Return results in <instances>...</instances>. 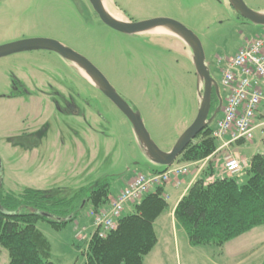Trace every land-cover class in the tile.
<instances>
[{"label":"rangeland","instance_id":"374dc122","mask_svg":"<svg viewBox=\"0 0 264 264\" xmlns=\"http://www.w3.org/2000/svg\"><path fill=\"white\" fill-rule=\"evenodd\" d=\"M243 2L252 11H264V0ZM112 3L130 22L166 18L190 30L198 38L210 76L217 83V59L232 57L246 39L264 30L241 18L227 0ZM28 39L56 41L87 59L140 114L150 139L161 151H170L196 117L198 100L191 52L169 32H117L100 21L89 0H0V46ZM19 84H24L30 95H39L8 98ZM219 96L224 101L226 92L220 85ZM219 116L220 112L214 121ZM228 141H216L217 148L205 164L204 160L175 161L183 165L174 166H199L201 173L211 166L214 176L226 175L225 158L234 157L242 169L232 176L244 183L250 158L263 151L264 139L255 132L251 142L237 141L223 147ZM163 169L145 157L126 117L59 55L35 50L0 58L1 193L18 195L24 189H34L68 198L81 188L105 181L109 196H113L127 178ZM109 196L110 206L117 197L110 200ZM169 197L164 212L170 211L177 199ZM91 210L85 206L76 217L77 225L69 222L61 229L43 221L36 223L49 243L54 264L84 263L87 245L96 233ZM164 234L166 246L173 247L171 234ZM263 244L261 225L227 242L221 251L239 252L238 262L232 259L234 264H264ZM196 248L217 251L211 246ZM254 250H259V255L249 256ZM214 259L218 261V255ZM8 261L7 252L0 247V264Z\"/></svg>","mask_w":264,"mask_h":264},{"label":"trees","instance_id":"16d2710c","mask_svg":"<svg viewBox=\"0 0 264 264\" xmlns=\"http://www.w3.org/2000/svg\"><path fill=\"white\" fill-rule=\"evenodd\" d=\"M217 105L212 91L209 117ZM211 132L212 125L205 127L176 161L193 163L208 158L217 148ZM208 168L179 200L173 217L191 247L211 246L221 251L227 242L264 225V143L263 151L250 158L244 183L236 176H214L213 168ZM108 196L105 181L81 188L68 198L34 189L18 195L0 191V247L7 252L8 264H54L49 243L36 223L43 221L61 229L75 223L87 205L90 212L104 209ZM166 207L161 187L146 194L132 213L118 219L115 229L104 237L93 234L83 264H143L157 243L153 223Z\"/></svg>","mask_w":264,"mask_h":264},{"label":"water","instance_id":"95a60500","mask_svg":"<svg viewBox=\"0 0 264 264\" xmlns=\"http://www.w3.org/2000/svg\"><path fill=\"white\" fill-rule=\"evenodd\" d=\"M94 12L100 21L109 28L126 34H144L151 31L162 30L171 33L181 39L191 52V63L196 76V94L198 110L195 119L188 128L178 137L170 151H161L152 142L142 122L140 114L133 110L111 87L105 77L87 59L78 53L64 47L60 43L47 39H28L0 46V58L11 54L42 50L55 53L69 62L89 84L98 89L129 121L133 132L138 140L139 146L145 157L155 165L170 167L187 148L191 141L211 125L222 107V99L219 96V87L210 76L209 68L205 61L202 46L198 38L186 27L177 21L166 18H155L141 22H130L126 17L117 19L113 17L103 6L102 0H89ZM229 6L243 19L264 27V11L255 12L250 10L243 0H227ZM78 69L82 70L90 79L83 77ZM212 91L217 96L218 105L209 117Z\"/></svg>","mask_w":264,"mask_h":264},{"label":"built area","instance_id":"2783aa9c","mask_svg":"<svg viewBox=\"0 0 264 264\" xmlns=\"http://www.w3.org/2000/svg\"><path fill=\"white\" fill-rule=\"evenodd\" d=\"M218 86L226 92L220 116L212 125L211 136L217 141L229 140L223 147L237 141L251 142L255 132L264 139V30L246 39L237 52L229 58H218ZM240 161L225 158L227 176L239 173ZM187 173L185 167L166 168L163 172L134 175L119 192L112 204L98 212H89L96 234L104 237L116 228L126 205L138 203L146 194L172 182L180 185V177Z\"/></svg>","mask_w":264,"mask_h":264},{"label":"crops","instance_id":"0c3cea01","mask_svg":"<svg viewBox=\"0 0 264 264\" xmlns=\"http://www.w3.org/2000/svg\"><path fill=\"white\" fill-rule=\"evenodd\" d=\"M102 2L105 9L111 15L112 13H114L115 15L117 14L119 17L124 18L123 14L113 6L112 0H102ZM206 161L207 159L203 161L204 164ZM174 165L181 166L183 164ZM197 168L194 166L187 167V173L180 177L179 186L176 187L171 182L161 187L162 197L165 199L166 204L168 199L170 198L169 196H171V198L177 196V199L171 210L163 212L164 214H161L153 223V229L157 238V243L155 247L144 257L143 264H234V262H238L236 259L238 258V256H240L239 252H209L204 249L198 250V248L196 247L191 248L188 243L185 232L181 228H179L174 222V208L176 207L179 200L186 194L189 187L202 174L201 171ZM164 170L165 168L161 171H158V173L163 172ZM130 179L131 177L129 179L127 178L123 186L117 191H115L113 196L110 195L109 199L114 200L117 197L118 193L125 187V185L129 182ZM109 203L110 201H108L104 207H108ZM133 210L134 204H128L124 209L123 215L130 214L133 212ZM164 231H167L171 234V241L173 242V247L166 246L164 240ZM258 251L259 250L251 251L249 256L252 257L255 254L259 255ZM215 255H218V261L214 259ZM232 259H234L235 261Z\"/></svg>","mask_w":264,"mask_h":264},{"label":"flooded vegetation","instance_id":"af4514ba","mask_svg":"<svg viewBox=\"0 0 264 264\" xmlns=\"http://www.w3.org/2000/svg\"><path fill=\"white\" fill-rule=\"evenodd\" d=\"M39 84H41V82ZM19 88H21V89H19ZM14 89H16V90L13 91L11 93V95L8 96V98L14 99V98H18V97H21V96H28V98L31 99V98L37 97L39 95V93H35L34 96L30 95L29 94V90L26 88V86L24 84H19L18 86L15 85ZM18 89H19V91H18ZM40 94H42V93H40ZM56 108L59 110V112H61V108L59 106H57Z\"/></svg>","mask_w":264,"mask_h":264},{"label":"bare ground","instance_id":"6f19581e","mask_svg":"<svg viewBox=\"0 0 264 264\" xmlns=\"http://www.w3.org/2000/svg\"><path fill=\"white\" fill-rule=\"evenodd\" d=\"M120 15H121V14H120ZM112 16L115 17V18H117V19H123V17L121 18V17H119L117 14L115 15L114 13H112ZM121 16H122V15H121ZM157 31H162V30H157ZM162 32H164V31H162ZM78 71L80 72V74H81L83 77H85L87 80L90 81V79L85 75V73H84L82 70L78 69Z\"/></svg>","mask_w":264,"mask_h":264}]
</instances>
